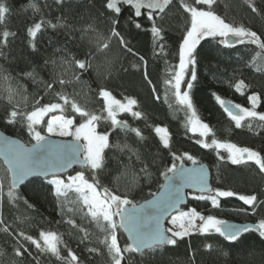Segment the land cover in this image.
<instances>
[{
    "label": "trees",
    "instance_id": "16d2710c",
    "mask_svg": "<svg viewBox=\"0 0 264 264\" xmlns=\"http://www.w3.org/2000/svg\"><path fill=\"white\" fill-rule=\"evenodd\" d=\"M2 2L9 12L5 22L0 24V31L7 28L16 33L15 37H9L6 47L0 48V66L13 78L9 81L0 80L2 131L26 145L35 142L22 124L6 123V114L11 109L5 99L8 87L19 88L22 85L26 88L29 105L36 98H40L42 104L56 102L54 91L61 90L59 84L54 85V91L46 93L44 84L40 81L51 82L55 74L59 73L63 79L71 81L65 85L64 92L88 111L98 115L101 114L103 104L98 96V89L104 87L122 102H125L126 97L137 101L134 110L142 113L141 118H134L129 113H119L117 119L126 121L130 128L139 129L145 139L139 140L131 131L113 129L110 121L101 120L97 123V131L107 133L112 145L126 143L138 151L141 157L137 161L127 150L121 152L115 147L105 149V167L99 173L103 186L109 187L116 194H127L133 203L138 204L160 189L164 180L161 173L173 163L172 154L179 156L188 153L197 163L207 165L213 189L231 190L241 195L255 194L257 203L253 213L250 206L244 205L235 196L219 198L217 208H213L210 201L188 196L186 206L180 210L194 208L205 216L213 215L223 221L238 223L255 224L264 218V173L252 162L232 164L225 149L202 148L197 143L196 135L187 130L185 113L177 111L178 105L172 90L165 84V80L171 77L179 64V44L188 26L187 14L180 7V0H172L163 14V20H156L163 29V39L155 43L150 31L152 21L147 19L146 14L135 17L134 10L128 5H122L121 12L117 15L105 9V0ZM33 3L38 7V12L30 7ZM251 3L256 7V12L252 11L246 0H216L213 7L216 14L226 22L242 25L256 32L264 42V0H251ZM146 12L147 10L142 9V13ZM57 18H60L61 27L53 30L46 26L47 21L57 23ZM112 19L117 20L115 25L112 24ZM41 20L45 21V26L35 39L36 50L33 51L28 43L26 29ZM136 23L141 27L137 28ZM89 25L104 37L110 35L112 27L117 28L128 39L127 48H131L132 52L120 45V37L111 38L110 48L102 54L96 53V49L84 47L80 38ZM85 37L94 39L95 34L89 32ZM219 39L205 38L195 50L197 79L192 82L193 87L189 92L199 118L212 129V133L204 139L209 143L212 138L234 143L264 156V122L246 120L242 122L244 127L236 128L213 95L215 93L226 101L250 108L247 98L255 93L260 97L256 111L264 112V53L257 56L261 49L249 43L225 47L218 42ZM89 51L94 55L91 57L92 67L86 72L79 69L74 71V66L62 63V59L70 60L73 56L85 59ZM45 60H55L56 65L49 63L46 66ZM33 68L37 73L36 83L22 75ZM188 79L190 73L185 74V80ZM241 80L246 85L243 95L234 87ZM185 87L186 83L181 85L182 90ZM15 99L23 110L21 96ZM65 114L75 116L76 124L81 122L78 115L70 112ZM249 123L253 125L251 130L247 126ZM155 126L168 129L170 148L165 149L160 144L153 131ZM175 163L182 162L176 160ZM183 163L192 162L185 159ZM145 164L148 165L150 177H145L140 171ZM81 171L91 182V173L86 168H74L70 173ZM48 180L50 179H30L16 189L22 199L9 203V176L0 161V185H3L0 191V220L3 223L0 224V229L7 226L9 232L13 233L9 235L0 231V264H37V260L39 264H70V258L57 260L50 254H41L34 246H29L22 240L20 242L29 247L31 255H14L13 249L19 246L17 240L20 239L13 238L16 232L24 231L35 237L40 230L60 235L63 241L59 245L62 257L67 258L70 249L79 258L80 264H111L107 250L99 243L103 239V233L86 218L87 209L77 202V194L69 192L67 198L58 199ZM25 200L27 204L24 203ZM69 219L77 226L87 229V239H83L84 233L79 232L78 228L67 223ZM118 240L121 247L127 242L123 232H118ZM206 244H211V249L205 248ZM91 248L99 251L90 252L88 249ZM125 257L123 264H264V239L256 232H249L243 233L238 241L229 242L215 232L204 235L195 232L178 241L177 245H165L151 252L146 251L144 255L125 253Z\"/></svg>",
    "mask_w": 264,
    "mask_h": 264
},
{
    "label": "snow or ice",
    "instance_id": "6c2138e0",
    "mask_svg": "<svg viewBox=\"0 0 264 264\" xmlns=\"http://www.w3.org/2000/svg\"><path fill=\"white\" fill-rule=\"evenodd\" d=\"M62 0H57L61 3ZM248 6L253 12L256 7L251 0H246ZM172 3V0H105V9L109 13L120 14L121 6L128 5L134 10L135 17H141L146 14L147 19L152 21L151 33L154 43L163 39V29L156 23L157 19L161 21L164 18L166 9ZM216 0H180V7L187 14V28L179 44V64L165 84L172 90L175 102L178 105L177 111H184L187 130L193 133H199L200 137H207L212 133L210 126L201 121L193 105L189 90L193 87V81L197 79L195 50L197 45L205 38L219 37V43L225 47H233L235 44L249 43L256 45L264 53V42L256 32L245 28L242 25H235L226 22L221 16L217 15L214 10ZM206 6V7H205ZM34 11H39L36 4H30ZM147 10L146 13H142ZM9 12L8 7L0 0V24L6 20V14ZM131 18V17H130ZM117 23L112 19V24ZM45 26V21L35 22L26 29L29 46L33 51L36 50L35 39L41 29ZM46 26L55 30L61 27L60 18L57 23L46 22ZM135 26L140 28L141 25L136 23ZM95 34V39H89L88 43L93 44L96 53H104L110 48V41L113 37H120V33L115 27L110 30V35L104 37L96 32V29L89 25L88 29L82 33L81 39H84L88 33ZM16 33L5 28L0 31V48L6 47L9 37H15ZM121 46L127 48V44L122 37L119 39ZM163 46H161L162 48ZM94 54L89 51L85 59H76L73 56L70 60L62 59L63 64L73 67V70L79 69L88 71L92 67L91 57ZM141 59H143L141 57ZM255 60V57L253 58ZM51 63L56 65V61L45 60L47 66ZM190 73V79L185 80V74ZM24 77L31 79L33 83L37 82L36 69L22 74ZM78 79V77H76ZM13 79L6 69L0 66V80L9 81ZM147 80V74H145ZM44 84V90L54 91V85L59 84L60 91H54L56 102L41 103L40 98L28 104V96L25 94L27 89L22 85L19 88L8 87L6 89L8 103L11 109L6 114L7 124L20 123L27 129L28 135L35 141L31 147H26L7 138L0 139V157L3 158L7 166V173L10 177V186L8 191L9 203H15L22 199L16 188L29 177H44L49 175L52 179L48 180L49 185L53 186V194L59 199L67 198L69 192L77 194V202L87 209L86 218L94 224L96 228L103 233V239L99 243L107 250L111 264H122L126 259L125 253H138L144 255L147 252L163 248L165 245H177L178 241L184 237L198 232L201 235L212 232L218 233L224 240L229 242L238 241L243 233L256 232L259 237L264 239V218L260 219L253 225H236L220 220L213 215H203L196 209L191 208L182 211L179 205L185 201V188H193L199 191L200 195L193 196V199L210 201L213 208L219 207V198L237 197L244 205L250 206L253 213L256 210L257 196L241 195L231 190L213 189L208 183V172L203 166L186 168L183 163L176 164V160L183 162L185 159L197 165V160L188 153L182 155H173V163L167 167L161 175L164 177V184L160 185L162 189L159 195L152 194L153 198L143 204L137 205L128 198L127 194L119 195L114 193L109 187L103 186L99 180V173L105 167V149L115 147L121 152L127 150L131 155L136 157L137 161L141 160L138 151L128 144L112 145L107 133L97 131V123L101 120L110 121L113 128H120L122 131H131L135 133L139 140H144L141 131L136 128H130L126 121L117 119L119 113H129L134 118H141L142 113L135 111L134 107L137 101L131 97H126L125 102L116 99L112 92L104 87L98 89V96L102 99L103 104L101 114L88 111L81 106L72 96L64 92L66 84L70 80L62 78V74H55L51 82L40 81ZM151 83V81H149ZM186 83L188 90H182L181 85ZM235 90L243 95V89L246 87L244 81H238ZM217 103L224 109L227 115L235 123L236 128L244 127L242 122L248 120H258L264 122V112L256 111L260 97L257 94L248 96L250 108L242 107L239 104H233L226 101L220 96L213 94ZM21 96L24 103V109L19 108L16 97ZM171 107V105H170ZM234 109L236 111H234ZM74 113L81 119L79 124L75 123V116L66 115L65 113ZM51 113H59L52 114ZM106 114V115H104ZM45 117H49L45 121ZM42 124L46 125L42 128ZM249 129L253 127L251 123L247 125ZM154 133L159 139L163 148H170V135L166 127L155 126ZM46 133V134H45ZM72 137V142L68 144H56L50 141L49 137ZM83 141V143H80ZM197 143L205 149H225L228 152V159L232 164L254 163L261 173H264V156L259 152L248 147H240L230 142H220L215 138L211 142L205 139H198ZM82 157V158H81ZM223 158V157H221ZM80 164L91 173V182L86 178L83 171L70 175L67 182L59 178L58 173L72 166ZM145 177H150L148 165L141 168ZM118 179V178H117ZM3 185H0L2 191ZM207 193V195H205ZM25 204L28 202L25 200ZM32 207V205H28ZM174 211L169 223L172 227L164 228L163 221L166 215ZM19 219V218H17ZM3 221L0 220V224ZM67 223L72 227L78 228L79 232L84 233L83 239H87L89 233L82 226H77L71 219ZM0 231L13 235L9 232V227L5 226ZM118 232L127 235V242L121 247L118 240ZM17 240L18 247L13 249L16 257H22L25 253L31 255L29 247H25L26 242L29 246H34L41 254L54 256L57 260L70 258V264H80L79 258L69 249L67 258L61 256L59 245L63 243L59 234L53 231L40 230L38 236L30 235L24 231H18L13 236ZM83 242V240H82ZM211 244H206L205 248L211 249ZM90 252H98L96 248L88 249ZM37 264L39 261L37 260Z\"/></svg>",
    "mask_w": 264,
    "mask_h": 264
},
{
    "label": "water",
    "instance_id": "95a60500",
    "mask_svg": "<svg viewBox=\"0 0 264 264\" xmlns=\"http://www.w3.org/2000/svg\"><path fill=\"white\" fill-rule=\"evenodd\" d=\"M235 45H236V44H235ZM235 45H234V46H235ZM233 104H234V103H233ZM234 111H236V110L234 109ZM113 129H120V128H113ZM3 138H7L8 140L16 141L17 143L22 144V145H24V146H26V147H31V145H32V144H31V145H26V144H24L21 140H19L18 138L12 137V136L6 134L4 131H2V130L0 129V139H3ZM49 139H50V141H52V142H54V143H56V144H68V143L72 142V139H70V138L49 137ZM34 143H35V142H34ZM80 143H83V142L81 141ZM81 158H82V157H81ZM0 161H1V163L3 164V166L7 169V166L5 165V163H4L2 157H0ZM182 163H183V162H182ZM180 164H181V163H180ZM178 165H179V164H178ZM183 166L186 167V168H193V167L203 166V167L207 170V172H208V183H209V185L212 187V185H211V177H210V176H211V175H210V170H209V168L207 167V165H206L205 163H197V165H193L192 163H190V164L183 163ZM74 168L85 169V168H82L80 164H76V163H74V164H72L71 167L65 169L63 172L58 173L57 175H58V176H62V175H64V174H67V173H69V172H72V170H73ZM8 176H9V175H8ZM34 178H37V179H45L44 177H29L28 179L25 180V182H24L23 184L18 185L16 189H19V188H20L22 185H24L27 181H29L30 179H34ZM47 178H52V176L49 175V177H47ZM9 181H10V177H9ZM164 183H165V181L163 180V183H162V184H164ZM161 191H162V189L160 188V189H158V191H157L155 194L159 195V194L161 193ZM184 192H185V194H186V195H185V201H184V203H182L181 205H179V208H180V209H182L183 207L186 206V204H187V200H188V195H189L190 193H191V194H197V195H200L199 191L196 190V189H193V188H185V189H184ZM205 194H207V193H205ZM152 198H153V196H151L150 198H148V199H146V200H144V201L138 203L137 205H139V204H143V203H145L146 201L151 200ZM174 214H176V213H175L174 211H172V212H170L168 215L165 216L164 221H163V227H164V228H166V221H167L172 215H174ZM226 222H228V223H230V224H236V225H245V224L253 225L252 223H238V222H232V221H226ZM123 234L125 235V237H126V239H127V235H126L125 233H123Z\"/></svg>",
    "mask_w": 264,
    "mask_h": 264
},
{
    "label": "rangeland",
    "instance_id": "374dc122",
    "mask_svg": "<svg viewBox=\"0 0 264 264\" xmlns=\"http://www.w3.org/2000/svg\"><path fill=\"white\" fill-rule=\"evenodd\" d=\"M116 30L119 32V30L116 28ZM120 33V32H119ZM120 37H122L123 39H124V41L126 42V44L128 43V39H126V38H124L123 37V35L122 34H120ZM90 39H92V38H90ZM95 39V38H94ZM93 39V40H94ZM88 40H89V38H84V39H81L80 38V41L83 43L82 45L84 46V47H87L89 50H94V49H96L95 48V46L93 45V44H89L88 43ZM127 47H129L128 46V44H127ZM185 90H188L187 89V87H185ZM52 114H54V113H51V114H49V116L50 115H52ZM56 114V113H55ZM45 118H49V117H45ZM245 122V121H244ZM44 126H46V125H44V124H42L41 126H38V128L39 127H44ZM193 133V132H192ZM46 134V133H45ZM193 134H195L196 135V137H197V139H204V137L202 138V137H200L199 136V133L197 132V133H193ZM54 137H58V136H54ZM70 136H68V137H60V138H69ZM70 138H72V137H70ZM83 142V141H82ZM180 161V160H179ZM77 172H75V173H68V174H66V175H64V176H59V178H61V179H64L65 180V182H67V178H68V176H70V175H75ZM50 179H52V178H50ZM193 196H195V195H189V197L190 198H192ZM182 211H187V210H182ZM175 215V214H174ZM172 217V216H171ZM171 217L167 220V222H166V228H169V227H172V225L169 223V221L171 220ZM193 233H195V232H193ZM123 264V263H122Z\"/></svg>",
    "mask_w": 264,
    "mask_h": 264
}]
</instances>
